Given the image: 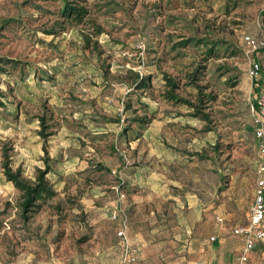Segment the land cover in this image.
Here are the masks:
<instances>
[{"label":"rangeland","instance_id":"1","mask_svg":"<svg viewBox=\"0 0 264 264\" xmlns=\"http://www.w3.org/2000/svg\"><path fill=\"white\" fill-rule=\"evenodd\" d=\"M60 4L0 0V56L15 60L0 83V264H121L118 200L136 250L126 264H194L211 235L245 222L252 200L264 47L248 56L243 37L264 40L261 0H85L86 23L46 33ZM131 72L150 87L135 89ZM164 73L197 106L203 86L209 121L162 95ZM140 116L143 127L131 120ZM5 149L29 180L49 158L56 193L27 220L3 173Z\"/></svg>","mask_w":264,"mask_h":264},{"label":"trees","instance_id":"2","mask_svg":"<svg viewBox=\"0 0 264 264\" xmlns=\"http://www.w3.org/2000/svg\"><path fill=\"white\" fill-rule=\"evenodd\" d=\"M49 13L52 14L54 18L51 21H49V25L46 28L45 32L56 35L57 33L61 32L67 25L86 23V16L89 13V9L85 4V0H61L60 6L55 11H51ZM94 27H95L94 31L92 32L93 35H97L102 31L99 26L96 25ZM89 40H90L89 37L85 38L86 42H89ZM190 41L191 39H186L180 42V45H184L185 43L187 44ZM199 42L203 44L204 43L207 44L203 40H199ZM261 47H264V45ZM209 51L210 48H208V53ZM14 63L15 60L0 56V83L2 80V76L7 75L9 72L8 66H12L14 68ZM194 75L195 73L192 74L190 78L192 83H196L195 81L199 79L197 76ZM39 77L38 79L41 80L47 79L43 74L39 75ZM127 78L131 80L132 86L135 89L145 90L146 88L150 87V77L147 75L143 76V75H139L138 73L131 72V74H129ZM163 80H164L165 90L163 91L162 95L166 99L188 104L190 107L194 108L195 116H199L200 119H202L205 122L209 121L208 113L204 112L201 108L206 106V103L208 102L209 99H211V96L209 94L203 93L202 85L196 84V87L198 89L196 99L197 101L202 103L200 106H197L193 102L180 97L176 93V89H178L179 87L177 79L164 73ZM4 97L5 94L0 85V108L4 107V102L2 100ZM39 119H40L39 123L41 127L44 128L43 130L39 131V135H41L42 137H46L49 134V132H44V131L49 126L48 124H44L45 121L43 117H40ZM131 120L138 127H143L145 124H147L150 121L145 116H140L136 118L133 117L131 118ZM254 127H255V123L253 125V130H252L253 136H254ZM48 159H49L48 156H45L43 158L44 167L37 168L34 178L32 180H29L21 175L20 168H15V169L11 168L9 156L6 152V149L3 152V161H2L3 173L5 179L11 182L14 188L17 189L19 192V207L21 210V217L23 220H27L34 213H36L41 208L42 204L46 200L52 198L56 193L52 183L48 180L46 176L50 168L48 164Z\"/></svg>","mask_w":264,"mask_h":264},{"label":"built area","instance_id":"3","mask_svg":"<svg viewBox=\"0 0 264 264\" xmlns=\"http://www.w3.org/2000/svg\"><path fill=\"white\" fill-rule=\"evenodd\" d=\"M264 10V0H261ZM243 40L247 46L246 54L251 55L258 47L264 45V41H258L245 35ZM259 71V63L252 59L249 67V74L254 77ZM256 117L254 127L255 145L257 147V158L255 165V181L252 193V200L248 207V218L246 223L232 228L231 232L242 238V249L239 254V261L244 263L248 259L249 253L256 244L264 243V95H256ZM253 111V106H251ZM110 219L116 223L115 235L121 250L120 262L126 264L134 261L135 250L131 247L127 237L128 216L122 207L121 202L115 204L110 212ZM217 222L221 223L222 218L216 217ZM214 240V237H210Z\"/></svg>","mask_w":264,"mask_h":264},{"label":"crops","instance_id":"4","mask_svg":"<svg viewBox=\"0 0 264 264\" xmlns=\"http://www.w3.org/2000/svg\"><path fill=\"white\" fill-rule=\"evenodd\" d=\"M217 216L218 215L215 216V220ZM247 218H248V212L246 214V220L244 223H246ZM216 223L220 226L221 229H223L224 227L222 225L223 222L219 223L216 220ZM235 226L228 227L229 235L221 234L219 238L216 235H211L214 237V240L212 241H215L214 242L215 244L207 247L206 253L204 254L203 258L197 260L194 264H264V243L255 245L253 250L249 253L246 262L241 263L239 261V254L242 249V238L238 235H234L231 232L232 228ZM220 233L221 232H218V234ZM114 235H115V231H114Z\"/></svg>","mask_w":264,"mask_h":264}]
</instances>
